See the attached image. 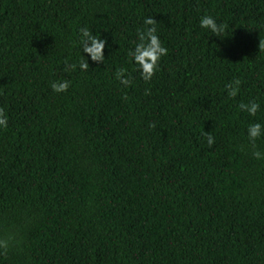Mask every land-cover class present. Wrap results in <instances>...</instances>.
Here are the masks:
<instances>
[{
    "label": "trees",
    "instance_id": "1",
    "mask_svg": "<svg viewBox=\"0 0 264 264\" xmlns=\"http://www.w3.org/2000/svg\"><path fill=\"white\" fill-rule=\"evenodd\" d=\"M146 17L168 49L148 83L127 55ZM81 27L112 47L68 73ZM260 40L264 0H0V264H264Z\"/></svg>",
    "mask_w": 264,
    "mask_h": 264
},
{
    "label": "clouds",
    "instance_id": "2",
    "mask_svg": "<svg viewBox=\"0 0 264 264\" xmlns=\"http://www.w3.org/2000/svg\"><path fill=\"white\" fill-rule=\"evenodd\" d=\"M144 27L137 29V39L133 48L128 50L129 63L134 67L132 72H138L139 77L146 83L150 82L156 73L160 70L161 60L168 55V49L163 44L158 34L156 27L157 21L154 17H146L143 21ZM199 27L203 30L211 32L213 35L220 37L225 31L223 22H218L217 18L210 14H204L199 19ZM78 43L81 49V55L78 58V63L66 64L64 71L71 73L77 67L81 72H86L89 69V60L96 64L105 63V49H111L112 45L108 38L101 34H93L88 27L79 29ZM259 48L264 50V40H260ZM127 68H120L115 73V78L120 85L127 88L134 84L135 78ZM242 81L239 78H234L225 85L227 95L234 98L240 92ZM70 86L68 80L54 81L51 83V88L56 93L66 92ZM239 109L246 112L249 116L255 117L261 110V104L253 99L247 103L241 102L238 105ZM8 126V118L3 108H0V129ZM247 137L249 143L255 148V142L264 137V123L253 122L247 126ZM214 137L207 134V144H214ZM257 159H264V153L257 150L253 152Z\"/></svg>",
    "mask_w": 264,
    "mask_h": 264
}]
</instances>
